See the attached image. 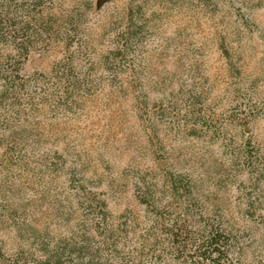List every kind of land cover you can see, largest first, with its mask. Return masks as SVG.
I'll use <instances>...</instances> for the list:
<instances>
[{"label": "rangeland", "instance_id": "1", "mask_svg": "<svg viewBox=\"0 0 264 264\" xmlns=\"http://www.w3.org/2000/svg\"><path fill=\"white\" fill-rule=\"evenodd\" d=\"M56 257L264 264V0H0V264Z\"/></svg>", "mask_w": 264, "mask_h": 264}, {"label": "trees", "instance_id": "2", "mask_svg": "<svg viewBox=\"0 0 264 264\" xmlns=\"http://www.w3.org/2000/svg\"><path fill=\"white\" fill-rule=\"evenodd\" d=\"M131 21V19H130ZM170 185H171V195L175 197V199H178L180 195V190L183 189L182 186V180L180 179L179 175L171 177L170 180ZM147 194H149V197H151L150 190H147ZM205 233V239L200 242L199 247H205L204 253H208L206 257H211L213 253L219 254L224 253L227 251L226 244L221 242L220 239L221 237L224 236V233L220 229L219 226L215 225H208L204 229ZM41 264H63L60 260L59 257L54 258L52 261L46 260L44 263L42 262Z\"/></svg>", "mask_w": 264, "mask_h": 264}, {"label": "water", "instance_id": "3", "mask_svg": "<svg viewBox=\"0 0 264 264\" xmlns=\"http://www.w3.org/2000/svg\"><path fill=\"white\" fill-rule=\"evenodd\" d=\"M107 0H97V6H100L102 3H104Z\"/></svg>", "mask_w": 264, "mask_h": 264}]
</instances>
